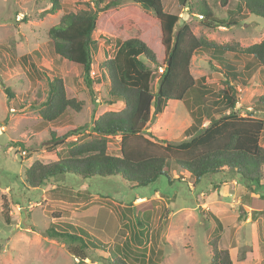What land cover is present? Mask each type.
Instances as JSON below:
<instances>
[{
	"label": "rangeland",
	"instance_id": "rangeland-1",
	"mask_svg": "<svg viewBox=\"0 0 264 264\" xmlns=\"http://www.w3.org/2000/svg\"><path fill=\"white\" fill-rule=\"evenodd\" d=\"M88 1L63 0L62 10L50 15L44 13L46 2L0 0V264H109L108 253L96 249H89V259L79 263L65 244L47 237L51 225L61 230L65 223L88 230L110 248L117 242L115 237L121 243L128 237L130 248L122 254L131 264H135L133 257L139 262L143 258L146 264L149 259L151 264H210L209 244L215 238L216 222L208 211L223 224L217 233L218 246L230 252L234 264H264V179L260 184H247L234 172L224 170L203 177L195 185L187 173L181 176L174 171L172 184L162 176L153 184L137 188L119 177L84 180L74 175L58 176L38 188L26 185L25 173L34 162L56 161V154L63 156L68 141L78 136L73 132L88 135L93 121L116 109L105 104L108 80L105 72L104 82L99 78L103 67L99 68V64L106 61L104 49L108 48L111 56L116 50L104 33L108 36L114 32L121 40L125 34L99 23L94 34L99 51L93 56L94 84L90 88L84 82L82 68L56 56L48 37V31L59 24L64 12L79 11ZM162 1L164 10L178 15L179 25L189 21L197 36L237 48L264 40L263 18L249 14L238 25L212 30L204 26L202 18L190 14L188 5L179 0ZM111 2L119 8L130 5L127 0H106ZM212 10L216 18L228 20L224 8L212 6ZM161 37L159 24L142 35L159 61L165 59ZM198 54L203 59L195 61L193 57L191 72L196 78L204 76L208 83H217L207 86L209 99L220 102L214 116L219 118L228 111V104L221 102V91L226 88L229 94L233 92L225 84L223 71L209 63L211 53ZM53 76L61 77L69 96L84 106L79 113L69 110L58 121L49 123L42 120L39 111ZM258 77L257 74L249 79V85H239L236 90L235 110L243 116L252 111V115L264 118V113L253 111V98L264 92ZM260 78L262 82L264 75ZM199 93L192 91L185 100L169 101L162 114L154 115L146 137L162 145H177L188 139L183 131L194 116H202L207 125L206 101ZM108 151L120 154V137L111 140ZM120 230L126 236L119 234Z\"/></svg>",
	"mask_w": 264,
	"mask_h": 264
},
{
	"label": "trees",
	"instance_id": "trees-1",
	"mask_svg": "<svg viewBox=\"0 0 264 264\" xmlns=\"http://www.w3.org/2000/svg\"><path fill=\"white\" fill-rule=\"evenodd\" d=\"M36 1L48 4L45 14L55 15L63 8V0ZM127 2L130 5L119 8L115 2L108 4L106 0H89L79 11L64 12L59 24L48 31L55 55L82 68L84 82L89 88L94 84L91 78L93 56L99 51V43L94 34L99 23L124 33L123 40L117 39L114 56L102 63L108 80V99L105 104L122 102L123 106L118 111H107L93 121L88 135L73 132L78 136L74 141H68L63 156L61 153L56 154V161L47 164L34 162L25 173L26 185L38 188L58 176L74 175L84 180L119 177L137 188L153 184L162 176H166L172 184L174 171L181 176L187 173L197 185L203 177L217 175L224 170L234 172L247 184H260L264 179V118L252 115V111L243 116L235 110L237 85H229L227 81L226 86L233 93L229 94L224 88L221 91V102L226 106L228 104V111L219 118L214 117L220 102L209 99L210 88L203 85L205 78L196 80L190 66L198 52L211 53L228 70L226 79L244 86L247 78L251 79L257 70L264 72V40L242 48L220 44L206 36L195 35L189 21L179 25L180 17L166 12L162 0ZM179 2L188 5L186 7L190 14L202 18L204 26L212 30L238 25L249 14L264 19V0ZM233 3L234 9L230 8ZM212 6L227 10L228 20L216 18ZM156 24L161 28V44L165 51L163 61H159L155 52L142 40L148 28ZM227 53L244 57V71L236 70V62L230 60ZM161 67H164V71L158 73ZM262 83L264 90V78ZM197 90L206 101L207 115L204 117L209 120L207 125H203L202 116H194L192 125L184 133L188 139L177 145H162L156 139L146 137L145 132L154 115L163 113L169 101L185 100L188 94ZM83 106L82 101L69 96L64 80L53 76L39 114L44 122L53 123L69 110L81 112ZM253 106L254 112L264 113V92L253 98ZM115 137H120L119 155H112L108 151ZM54 142L58 140L54 139ZM208 213L216 222L215 238L209 244L210 264H234L230 252L218 246L217 233L223 228L221 221L211 212ZM146 223L149 225V222ZM62 228L59 230L51 225L46 235L65 244L68 253L78 259L79 263L89 259V249H96L108 253L111 259L109 264H131L124 258L126 254H122L130 248L128 237L121 243L117 236L116 246L110 248L78 226L65 223ZM121 234L126 236L127 233ZM2 251L3 245L0 244V253ZM132 260L135 264H146L143 258L140 262L136 257Z\"/></svg>",
	"mask_w": 264,
	"mask_h": 264
},
{
	"label": "crops",
	"instance_id": "crops-1",
	"mask_svg": "<svg viewBox=\"0 0 264 264\" xmlns=\"http://www.w3.org/2000/svg\"><path fill=\"white\" fill-rule=\"evenodd\" d=\"M163 2V1H162ZM180 3V2H179ZM235 5V3H233L232 4V7H230V8H233L234 9V6ZM187 10H188V8H187ZM242 13H245V12H242ZM110 26V25H109ZM116 29V28H115ZM112 33H114V32H112ZM112 33H109L108 34V36L106 35V33H104L105 34V37H106V39L110 42V43H108V44H111V45H114V47L117 49V37H119V36H117L116 34H112ZM113 47V46H112ZM116 51V50H115ZM36 51H34V53H35ZM110 52V50L108 49V48H106V49H104L103 50V54H104V58H106V59H109V58H112L113 56H111V54L109 53ZM201 53H203V52H201ZM114 54H115V52H114ZM232 55H231V57H232V59H234L233 61H235L236 62V70H242L243 69V71H244V67H245V61H244V57L242 56V55H235V54H233V53H231ZM213 56V55H212ZM227 57H230L229 56V54L227 53V55H226ZM198 57H201L202 59H203V57H202V55H200V54H196L195 56H194V58H195V61L198 59ZM205 59V58H204ZM214 59V60H213ZM210 60H212V64L214 65V67L216 68V70L218 69H220L221 71H223V73L224 74H226V72H228V70L227 69H225V68H223V66L222 65H220L217 61H216V57H214L213 56V58H211V57H209V63H210ZM211 64V63H210ZM102 64H99V68H100V66H101ZM100 74H99V78L101 79V81L102 82H104V72L105 71H103V67H102V69H100ZM258 74V78H259V81H260V83L263 85V83L261 82V78L260 77H262V75L264 74V72H261V69H259V70H257L255 73H254V75H253V77H252V79L256 76ZM203 78H205V80H204V82H203V85H216L217 83H208L207 82V78L206 77H204V76H201V77H195V79L196 80H198V81H201ZM226 81L227 82H229V85H237V88H239V85H241V83H235V82H233L232 80H227L226 79ZM226 81H225V84H226ZM101 82V84L100 85H105V84H103ZM249 82H250V80H248V78H247V84L246 85H249ZM107 85H108V82H107ZM227 85V84H226ZM108 106H110V107H114V108H116L115 110H110V111H118V110H120L121 108H122V106H123V103L122 102H117V103H115V104H112V105H108ZM165 109H166V106H165V108H164V111H165ZM163 111V112H164ZM191 113H192V111H190ZM162 114V113H161ZM192 123H193V121H192ZM192 123L189 125V127L192 125ZM204 125V124H203ZM189 127H187V128H189ZM186 128V129H187ZM185 129V130H186ZM185 130L183 131V133H185ZM209 212V211H208ZM213 214V213H212ZM214 215V214H213ZM215 216V215H214ZM218 218V217H217ZM222 223V222H221ZM222 226H223V224H222ZM223 229V228H222ZM86 230V229H85ZM89 234H91L88 230H86ZM93 237H94V235L93 234H91ZM96 238V237H95ZM96 239H98V238H96ZM99 240V239H98ZM100 241V240H99ZM114 241H116V237L114 238ZM113 241V243H115ZM105 244V243H104ZM106 245H108V244H106ZM116 246V243H115V245H114V247ZM108 247H109V245H108Z\"/></svg>",
	"mask_w": 264,
	"mask_h": 264
},
{
	"label": "built area",
	"instance_id": "built-area-1",
	"mask_svg": "<svg viewBox=\"0 0 264 264\" xmlns=\"http://www.w3.org/2000/svg\"><path fill=\"white\" fill-rule=\"evenodd\" d=\"M163 71H164V68L163 67H161V68H159V72L160 73H163ZM94 73V72H93ZM11 112H14V110H11ZM5 126H2V130H5V128H4Z\"/></svg>",
	"mask_w": 264,
	"mask_h": 264
}]
</instances>
